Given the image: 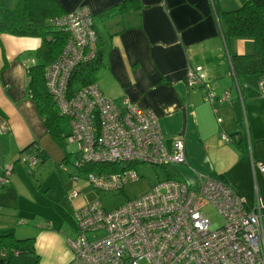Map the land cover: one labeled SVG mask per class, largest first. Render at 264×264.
Segmentation results:
<instances>
[{"label":"crops","instance_id":"0c3cea01","mask_svg":"<svg viewBox=\"0 0 264 264\" xmlns=\"http://www.w3.org/2000/svg\"><path fill=\"white\" fill-rule=\"evenodd\" d=\"M214 1L228 11L246 0H138V11L118 14L99 24V29L111 36L110 48L96 73V85L109 99L127 97L140 108L151 110L158 118L168 154L175 141L184 142L186 163L170 171L175 179L198 190L201 177L223 175L248 207L264 205V176L256 166L261 163L264 167L262 79L237 81L230 60L232 55L252 53L253 42H226ZM56 2L66 13L85 6L93 16L115 9L123 0ZM17 3L0 0V7L14 8ZM40 44L36 38L0 34V172L6 166L13 167L9 182L13 190H2L1 195L10 196L15 191L20 196L17 181H21V165L16 163L23 149L34 144L27 152L38 147L47 153L42 141L50 135L27 89V69L38 64L35 51ZM192 67L202 69L207 89L215 97L229 92V101L211 105L204 101L200 88L188 87L185 77ZM222 134L230 137L229 143L221 140ZM17 221L5 231L19 239L32 238L21 228L20 210ZM76 228L75 221V236ZM73 238L67 237L66 245ZM34 254L38 260L39 255ZM69 260L66 252L59 264Z\"/></svg>","mask_w":264,"mask_h":264},{"label":"built area","instance_id":"2783aa9c","mask_svg":"<svg viewBox=\"0 0 264 264\" xmlns=\"http://www.w3.org/2000/svg\"><path fill=\"white\" fill-rule=\"evenodd\" d=\"M56 23L69 39L59 58L45 68L44 86L67 120L66 140L77 146L74 169L86 173L100 192L122 191L138 181L137 164L161 170L155 186L113 212H105L95 201L74 214L77 228L76 236L67 240L72 255L68 264H264V205L248 207L230 186L212 176L201 177L198 190L165 179L164 172L186 163L184 142L175 141L168 154L158 118L127 97L109 99L96 84L70 94L73 71L94 57L93 16L81 6ZM206 82L200 67L187 70L186 85L200 88L204 101L211 105L229 101V92L217 98ZM259 86L264 92V79ZM221 140L229 143L230 137L222 134ZM18 160L30 171L39 163L36 150L21 153ZM256 166L264 176L263 165ZM12 171V166L3 168L0 187L9 184ZM208 206L220 223L203 213ZM98 232L103 235L89 239Z\"/></svg>","mask_w":264,"mask_h":264},{"label":"trees","instance_id":"16d2710c","mask_svg":"<svg viewBox=\"0 0 264 264\" xmlns=\"http://www.w3.org/2000/svg\"><path fill=\"white\" fill-rule=\"evenodd\" d=\"M214 3L226 42L231 39H247L253 42L252 53L231 56L232 75L237 81L245 77L264 79V0H246L239 7L228 11L221 10L215 1ZM139 8L138 0H123V3L115 9L93 15L92 28L96 36L94 57L73 71L68 84L70 94L96 84V73L103 65L104 56L110 48L111 36L105 29L100 30L98 25L106 24L108 19L118 14L138 11ZM65 14L67 13L56 0H18L14 8L0 7V34L36 38L41 41L35 51L38 64L27 69L28 95L35 104L47 133L60 147H64V141L68 136V123L65 117L59 115L46 92L44 70L59 58L69 39V33L56 23ZM27 150L23 149L20 154ZM35 150L39 161L44 160L45 151L38 147ZM63 160L69 161L68 154ZM33 172L34 170L31 171ZM212 177L228 184V180L223 175ZM164 178L175 179L176 176L169 171V173L164 172ZM17 252L34 254V238L19 239L13 233L0 232V264H5L8 256ZM5 253L6 255L2 256Z\"/></svg>","mask_w":264,"mask_h":264},{"label":"rangeland","instance_id":"374dc122","mask_svg":"<svg viewBox=\"0 0 264 264\" xmlns=\"http://www.w3.org/2000/svg\"><path fill=\"white\" fill-rule=\"evenodd\" d=\"M42 143L47 153L33 173L23 163H16L21 165L18 178L21 181H17L20 196L15 191L10 192V196L0 194V232H6L11 223L18 224L17 211L20 210L21 228L34 238L35 253L39 257L36 260L35 254L11 256L9 264H59L66 252L70 254L71 260L66 239L75 236V213L95 201L100 202L105 212H113L129 199L146 193L161 180L160 169L137 164L140 177L138 181L126 184L122 191H95L88 182L86 173H80L73 167L77 152L75 144L66 140L64 147H60L51 136H46ZM67 154L69 161L62 160ZM8 161L12 163V160ZM107 169L110 170V167ZM73 175L78 177L74 178ZM10 188L13 190L11 185H7L5 188L1 187L0 191ZM73 193L77 195L71 197ZM203 213L212 222H221L211 206ZM97 235L102 236L103 232L91 234L89 239Z\"/></svg>","mask_w":264,"mask_h":264},{"label":"water","instance_id":"95a60500","mask_svg":"<svg viewBox=\"0 0 264 264\" xmlns=\"http://www.w3.org/2000/svg\"><path fill=\"white\" fill-rule=\"evenodd\" d=\"M22 253H19V254H17V255H15V257H17V256H19V255H21Z\"/></svg>","mask_w":264,"mask_h":264},{"label":"clouds","instance_id":"9594fccd","mask_svg":"<svg viewBox=\"0 0 264 264\" xmlns=\"http://www.w3.org/2000/svg\"><path fill=\"white\" fill-rule=\"evenodd\" d=\"M20 155V154H19ZM22 255V254H21ZM12 256H14V255H12Z\"/></svg>","mask_w":264,"mask_h":264}]
</instances>
